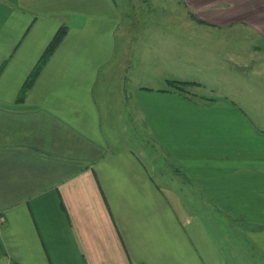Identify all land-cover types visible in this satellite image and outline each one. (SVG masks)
<instances>
[{
	"label": "crops",
	"instance_id": "0c3cea01",
	"mask_svg": "<svg viewBox=\"0 0 264 264\" xmlns=\"http://www.w3.org/2000/svg\"><path fill=\"white\" fill-rule=\"evenodd\" d=\"M178 3L206 34L264 44V0ZM124 10L121 0H0V264L264 257V125L251 116L264 109L248 112L232 90L196 99L142 88L133 125L122 107ZM150 142L157 148L146 153ZM213 209L246 223L241 244L225 239L220 221L212 235Z\"/></svg>",
	"mask_w": 264,
	"mask_h": 264
},
{
	"label": "rangeland",
	"instance_id": "374dc122",
	"mask_svg": "<svg viewBox=\"0 0 264 264\" xmlns=\"http://www.w3.org/2000/svg\"><path fill=\"white\" fill-rule=\"evenodd\" d=\"M121 2L125 10L118 34L126 27L130 31L126 38L127 54L124 56L128 61L124 68L128 69L129 78L122 83L125 90L123 95L125 104L122 107L131 114L133 125H136V116L139 115L140 108L136 90L147 88L151 89V92L161 90L178 92L179 90H175V87L172 88V85L167 83L168 80L192 81L198 84L199 88L185 87V91L193 96L197 95L196 99L201 96L221 98L220 96L227 90L228 92L232 90L233 99L239 103L242 100L241 104L248 112L264 109V64L259 66V63L254 62L261 59L264 61V44L255 42L251 38L254 35L242 34L240 37L232 30L225 32L224 29L210 30L211 33L206 34L199 23L190 22L184 5L180 7L178 0H125V3L121 0ZM187 26L200 27L203 30L191 33L185 30ZM253 45L262 46L257 51L258 55L251 50ZM242 51L249 54L241 55ZM234 65L244 68L240 71L244 74L240 72H238L240 75L237 74L235 69L237 67ZM236 84L242 85L240 88L242 92L237 91V87L233 88ZM113 90L117 91L118 87H114ZM243 92L244 95L240 99L235 97ZM251 116L259 125H264V114ZM125 126L129 130L128 134L132 135L126 142L130 141L129 145L136 149L133 126ZM154 148L157 146L153 147L150 142L145 147L146 153L152 152ZM210 214L211 218H207L206 222L210 228L214 222L210 229L214 237L215 232L218 233L217 224L220 221L223 223L220 227L224 231L225 239L226 236L229 239L234 238L239 244L244 241L246 223L234 216L229 218L220 209H213ZM245 246L247 247L246 244ZM224 260L226 264H264L262 255L254 259L230 257Z\"/></svg>",
	"mask_w": 264,
	"mask_h": 264
},
{
	"label": "trees",
	"instance_id": "16d2710c",
	"mask_svg": "<svg viewBox=\"0 0 264 264\" xmlns=\"http://www.w3.org/2000/svg\"><path fill=\"white\" fill-rule=\"evenodd\" d=\"M63 35L64 34L61 32L55 37L54 41L52 42V44L50 46L48 54L51 53V51L58 46V44L61 42V40L63 38ZM39 71H40V66L38 65L36 67V69L33 71L28 84L31 83L36 78V76L39 74ZM169 84L172 85V87H175L176 89H179L181 91H185V87H188L190 85H194L195 83L170 81Z\"/></svg>",
	"mask_w": 264,
	"mask_h": 264
}]
</instances>
